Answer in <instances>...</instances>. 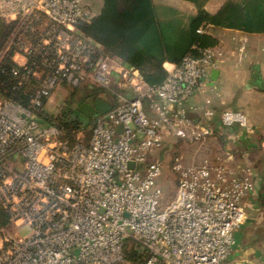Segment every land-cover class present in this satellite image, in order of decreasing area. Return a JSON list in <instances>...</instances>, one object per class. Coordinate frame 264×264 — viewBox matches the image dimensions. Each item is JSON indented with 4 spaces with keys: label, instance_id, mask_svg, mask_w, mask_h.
Returning <instances> with one entry per match:
<instances>
[{
    "label": "built area",
    "instance_id": "1",
    "mask_svg": "<svg viewBox=\"0 0 264 264\" xmlns=\"http://www.w3.org/2000/svg\"><path fill=\"white\" fill-rule=\"evenodd\" d=\"M95 13L86 0H0V18L16 23L6 47L19 65L14 74L22 67L42 82L34 103L61 85L86 83L107 88L108 98H100L112 104L92 116L87 141L81 132L73 141L59 123H41L30 107L0 98V202L11 222L30 228L24 235L0 228V264L229 263L235 231L247 218L242 199L255 188L254 167H231L230 154L191 163L176 154L178 194L161 210L155 157L170 137L212 134L217 113L226 127L252 129L246 112L218 110L211 97L202 106L188 103L218 68L225 46L186 54L154 86L79 28ZM238 41L242 56L247 39ZM193 111L208 121L195 120ZM128 238L142 252L135 262L126 256Z\"/></svg>",
    "mask_w": 264,
    "mask_h": 264
},
{
    "label": "trees",
    "instance_id": "2",
    "mask_svg": "<svg viewBox=\"0 0 264 264\" xmlns=\"http://www.w3.org/2000/svg\"><path fill=\"white\" fill-rule=\"evenodd\" d=\"M191 1L195 2L197 11L187 15L174 5L155 0H102L99 10L83 19L79 28L103 45L107 53L136 66L144 80L154 86H159L167 77L165 61L180 62L188 53L200 54V49L219 44L218 38L209 32L212 26L264 33V0H226L216 11L208 10L204 1ZM10 23L13 22L0 18V40L6 35ZM4 47H0V52ZM13 55V47L0 53V98L30 107L43 122L59 123L64 127L63 135L71 140L80 138V120L70 115L75 111L72 102L69 101L61 117L43 113L47 100L42 104L33 101L41 80L25 74L22 67L19 74H14L13 68L19 65ZM107 91L110 94L105 87L88 88L86 95L103 97ZM91 133L92 130L81 137L87 141ZM10 222V214L0 202V225L7 226ZM125 250L127 258L133 262L142 256L138 244L131 238L126 240Z\"/></svg>",
    "mask_w": 264,
    "mask_h": 264
},
{
    "label": "crops",
    "instance_id": "3",
    "mask_svg": "<svg viewBox=\"0 0 264 264\" xmlns=\"http://www.w3.org/2000/svg\"><path fill=\"white\" fill-rule=\"evenodd\" d=\"M191 1V0H189ZM205 2V7L210 11L218 10L223 2L216 3L215 10H211L209 2L211 0H201ZM157 3H165L178 7L185 14L191 15L197 11L194 1H185L181 4H175L168 1L155 0ZM102 5V2H101ZM100 8V7H99ZM209 32L218 38L219 44L224 45L227 54L220 61L218 69L220 73L217 80L213 84L210 83V74L202 80L207 81V86L220 88V95L223 94L230 99L229 105H223L218 99L215 100L218 110L234 107L240 109L249 115L252 129L247 130L241 125L233 127H223L220 114L217 113L212 119L211 125L214 132L206 141L216 140L219 143V149L216 152L220 157L225 159L229 154V165L233 168L243 165H252L254 167L255 188L246 195L243 204L247 211V218L243 227L239 230L244 233L243 241L240 245L235 246L243 254H232L234 257H240L241 261H253L258 264L256 254L249 257L252 252H257V248L253 246V240L249 236L252 234V225H260L264 223V85L260 81H264V33L262 32H246L237 28L212 26ZM246 37L247 47L245 53L240 56L237 52L239 37ZM172 61H165L164 66H170ZM212 72V71H211ZM257 76V81L248 85L252 75ZM202 96L198 95L197 99L201 100ZM225 99V101L227 100ZM221 102V103H220ZM227 102V101H226ZM191 103V102H188ZM195 120L207 122L200 116L198 112H192ZM264 227V225L262 226ZM245 229H249L244 231ZM245 241H247L245 243ZM245 255V256H243Z\"/></svg>",
    "mask_w": 264,
    "mask_h": 264
},
{
    "label": "rangeland",
    "instance_id": "4",
    "mask_svg": "<svg viewBox=\"0 0 264 264\" xmlns=\"http://www.w3.org/2000/svg\"><path fill=\"white\" fill-rule=\"evenodd\" d=\"M161 1H168L175 4H181L185 1L191 2L189 0H161ZM218 1L223 2L224 0H211L209 2V6L211 10H215L218 7H216V3ZM102 0H86V3L88 6L92 7V9L97 12L99 10V7L101 6ZM10 26H8L6 30V35L0 40V47H4V49L0 52L1 54L6 53V47H8V44L10 42V36L13 31L16 32V23H10ZM8 32V33H7ZM7 42V43H6ZM205 80H200V83L198 87L194 90L192 93V97L188 102H191V104L202 106L206 102L207 97H211L215 100H220L223 105L227 104L229 105L230 99H227L225 95L219 93L220 88L213 87L212 85L207 86ZM87 87V88H86ZM86 88V89H85ZM85 89V90H84ZM88 91V84H86L82 88L75 89L74 87H71L70 85H61L55 89L53 94L50 98L47 99L42 112L52 116V117H61L63 114L64 109L68 106L69 101L72 102V106H76L77 103H81V100L86 98V94ZM74 95L72 96V94ZM106 96L110 95L108 94V91L105 94ZM201 95V100L197 99V96ZM103 96V97H106ZM108 98V97H107ZM225 99H227L225 101ZM94 97L92 101H94ZM220 102V103H221ZM234 108V107H229ZM77 112V111H76ZM78 119L80 120L82 129L80 132L82 135L89 134L92 130L91 125V117L78 111ZM248 115V114H247ZM200 116L204 119L206 118L205 114L203 112L200 113ZM249 116V115H248ZM38 120L41 123L43 122L40 116H37ZM223 125V124H222ZM223 127L226 128V126L223 125ZM211 135V134H210ZM210 135L206 136L202 140H187L183 139L177 136L170 137L164 145L159 149L156 150L155 157L158 159L159 162H161L162 172L160 175L157 176L156 181L163 189V194L160 201V209H164L166 206H168L172 200H174L178 194V173L172 169V164L174 161V158L176 154L182 153L184 155V161L186 163L191 162H200L201 160H204L206 158H210L211 160H217L218 156L220 154H217L219 143L215 140H211V142L207 139L210 138ZM151 157V155H150ZM139 169H141L143 172L145 171V163H139ZM246 197V196H245ZM245 197L242 199H245ZM245 223V222H244ZM243 224H241L238 227V230L235 231V238L236 243L235 246L240 245V243L243 241V234L242 231L239 230L243 227ZM264 223L260 225H252V234L249 236L253 240V246L257 248V252H252L248 256L251 257L253 254H256V260L258 264H264V227H262ZM3 226V224L0 225V228ZM4 227V226H3ZM7 229L11 232H18L22 235L29 233L30 228L26 225H15L13 222H10L7 226ZM249 230L245 229L244 231ZM247 241H245L246 243ZM236 250V249H235ZM242 255L243 253L240 252L238 249L237 251H234L233 254H239ZM245 256V255H243ZM245 259V261H248L245 257H242ZM235 259H240V257H234V255H230L227 260H229V263L231 264L234 262ZM252 264V263H251Z\"/></svg>",
    "mask_w": 264,
    "mask_h": 264
},
{
    "label": "water",
    "instance_id": "5",
    "mask_svg": "<svg viewBox=\"0 0 264 264\" xmlns=\"http://www.w3.org/2000/svg\"><path fill=\"white\" fill-rule=\"evenodd\" d=\"M220 73V70L218 68L213 69L209 79H210V83L213 84L215 82V80H217L218 75ZM205 79V78H203ZM257 76L254 74L250 77L249 79V83L248 85L251 86L252 83H255L257 81ZM262 85H264V81H260ZM112 107V104L107 101L104 98H96L92 103L91 102H82L80 103V105L78 106V110L90 117H92L95 113L98 112H106L108 111L110 108ZM74 119L78 118V114L77 113H71L70 114ZM129 165L131 167L135 166V162L131 161L129 163ZM254 264L253 261L248 260V261H241V259H235L234 262H232L231 264Z\"/></svg>",
    "mask_w": 264,
    "mask_h": 264
},
{
    "label": "flooded vegetation",
    "instance_id": "6",
    "mask_svg": "<svg viewBox=\"0 0 264 264\" xmlns=\"http://www.w3.org/2000/svg\"><path fill=\"white\" fill-rule=\"evenodd\" d=\"M92 99H93V96H91V95H90V96H87L86 98L83 99V101H81V103H82V102H85V101H87V102H91V103H92V102H93ZM79 105H80V103H78V104L74 107V110H75V111H73L72 113H77V112L79 111V110H78V106H79ZM76 111H77V112H76Z\"/></svg>",
    "mask_w": 264,
    "mask_h": 264
},
{
    "label": "bare ground",
    "instance_id": "7",
    "mask_svg": "<svg viewBox=\"0 0 264 264\" xmlns=\"http://www.w3.org/2000/svg\"><path fill=\"white\" fill-rule=\"evenodd\" d=\"M235 249V248H234ZM234 249H233V252H234Z\"/></svg>",
    "mask_w": 264,
    "mask_h": 264
}]
</instances>
